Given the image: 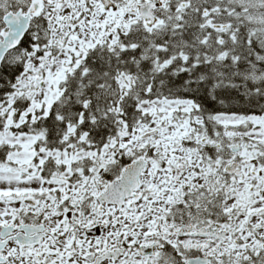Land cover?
<instances>
[{
    "label": "snow or ice",
    "instance_id": "obj_1",
    "mask_svg": "<svg viewBox=\"0 0 264 264\" xmlns=\"http://www.w3.org/2000/svg\"><path fill=\"white\" fill-rule=\"evenodd\" d=\"M0 264H264V0H0Z\"/></svg>",
    "mask_w": 264,
    "mask_h": 264
}]
</instances>
